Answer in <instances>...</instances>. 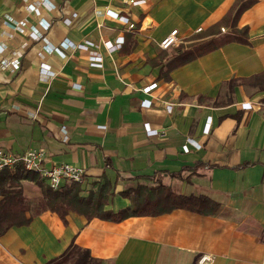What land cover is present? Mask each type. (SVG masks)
Returning <instances> with one entry per match:
<instances>
[{
    "label": "crops",
    "instance_id": "0c3cea01",
    "mask_svg": "<svg viewBox=\"0 0 264 264\" xmlns=\"http://www.w3.org/2000/svg\"><path fill=\"white\" fill-rule=\"evenodd\" d=\"M236 1L148 0L128 6L121 0H0V59L6 47V58L20 62L14 68L0 60V149H42L46 167L83 166L87 189L108 175L115 183L108 207L115 211L131 203L123 191L138 181L219 203L215 213L179 207L123 220L88 219L76 211L64 219L44 209L0 236V264H47L72 243L104 264H199L205 253L214 257L208 264H264V90L242 80L264 70V0L238 17L236 27L245 31L224 24L223 32L207 36L239 39L166 73L178 44H199L188 39L221 21ZM108 9L131 12L136 29ZM20 20L26 25L15 29ZM45 20L51 22L48 29L41 25ZM34 26L42 37L32 35ZM173 29L180 42L162 48ZM122 36V46L113 51L102 43ZM86 39L99 46H62L63 40ZM93 50L103 56V67L91 64ZM232 79L240 82L231 92ZM153 82L158 86L150 93L141 90ZM247 101L254 107L244 108ZM167 103H173L172 111ZM63 124L69 129L66 141ZM22 182L35 208L43 190L34 180Z\"/></svg>",
    "mask_w": 264,
    "mask_h": 264
},
{
    "label": "trees",
    "instance_id": "16d2710c",
    "mask_svg": "<svg viewBox=\"0 0 264 264\" xmlns=\"http://www.w3.org/2000/svg\"><path fill=\"white\" fill-rule=\"evenodd\" d=\"M256 0H237L228 14L208 30L198 33L199 37H206L209 33L221 31L224 24L231 26L234 31H245L237 28V19L241 13ZM239 39L235 34H225L222 37L211 36L193 48H184L178 44L176 55L168 61L167 72L172 68L185 64L222 44ZM244 83L257 86L264 90V70L242 79ZM241 80V81H242ZM240 80L230 81L231 92ZM231 97H229V100ZM31 179L39 184L43 190V198L34 208L24 193L23 180ZM86 177L83 181L66 182L60 189L55 190L46 183L38 172L28 170L23 163L14 168L0 169V236L14 225L30 223L34 216L44 209L57 212L66 219L70 211L84 214L88 219L100 217L111 220H123L134 215L159 214L174 208H187L200 213H215L219 203L207 195L177 193L162 183L150 185L138 181L135 187L123 191L130 198L131 203L115 211L108 207L115 194V183L108 175H103L93 182V186L86 188ZM104 264L102 260L91 256L88 249H83L72 243L66 251L49 261L47 264Z\"/></svg>",
    "mask_w": 264,
    "mask_h": 264
},
{
    "label": "built area",
    "instance_id": "2783aa9c",
    "mask_svg": "<svg viewBox=\"0 0 264 264\" xmlns=\"http://www.w3.org/2000/svg\"><path fill=\"white\" fill-rule=\"evenodd\" d=\"M123 3H125L128 6H139V5H146L148 0H121ZM27 7L30 9H36V5L33 3H30L26 1ZM109 15L114 16L119 21L127 25V28L132 30L136 29L137 22L132 20L131 12L123 13L122 11H116V10H110L108 9ZM77 14L73 13L68 18H65L67 23H70L72 21V17H76ZM11 20V17H9ZM26 25L25 20H20L15 29H23V26ZM45 29H48L51 26L50 21H42L41 24ZM103 24L98 23V26L101 27ZM225 29V28H223ZM202 30V27L198 29V31ZM31 33L34 37L39 38L42 37V32L34 27H31ZM124 42V37H120L117 41H112L110 39H102L103 45L108 49L109 51H113L117 48H120ZM180 42L179 39V32L178 29H173L168 35H166L160 42V46L162 48H170L173 45H176ZM62 46L65 48H68L69 46H73L75 48H82V49H89L91 46H99L95 41L91 39H86L84 42L74 43L70 40H63ZM59 55L62 57L66 56V53L61 47L54 48ZM1 52L4 55V58L0 59L1 62L4 64H8L11 67H19L20 62L18 59L16 60H8L6 58V54H8V49L6 47L1 48ZM91 64L93 66L97 67H103V56L101 53H99L97 50H93V53L90 57ZM158 86V82H153L148 85H145L141 88L146 93H150L154 88ZM143 101H146L143 100ZM152 100L148 101V105H151ZM167 109L169 111H172L173 109V103H167L166 105ZM244 108L251 109L254 107V104L251 101H247L243 104ZM32 118H36V114L32 113ZM211 122L207 123L206 129L207 131L211 128ZM145 127L148 130L150 128L149 123H145ZM62 133H63V139L66 141L69 139V129L66 124H63L61 127ZM185 148L188 150L189 146L185 145ZM45 160V152L42 149H36V148H29L25 150L23 153L15 154L12 151H7L4 149H0V169L4 167L14 168L19 163H23L26 169L32 170L35 172H38L43 179L49 184L50 187H52L55 190L60 189L66 182H72V181H78L81 182L86 177V168L83 166L75 165L68 162H62L53 164L50 167H46L44 165ZM214 259L213 255L211 254H202L198 258L199 264H208Z\"/></svg>",
    "mask_w": 264,
    "mask_h": 264
},
{
    "label": "rangeland",
    "instance_id": "374dc122",
    "mask_svg": "<svg viewBox=\"0 0 264 264\" xmlns=\"http://www.w3.org/2000/svg\"><path fill=\"white\" fill-rule=\"evenodd\" d=\"M210 28V27H209ZM208 28V29H209ZM207 29V30H208ZM221 31H222V29H221ZM223 32V31H222ZM198 34V33H197ZM193 35V36H191L189 39H188V41H191V40H195V41H197V43H200V42H203L204 40H206L207 38H210V37H205V39L204 38H202V37H199V35ZM199 38H201V39H199ZM196 39H198V40H200L199 42H198V40H196Z\"/></svg>",
    "mask_w": 264,
    "mask_h": 264
}]
</instances>
